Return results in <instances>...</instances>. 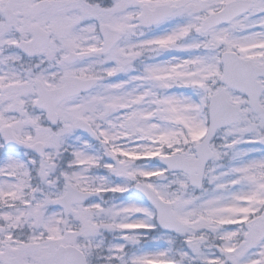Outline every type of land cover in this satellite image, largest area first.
<instances>
[{"label": "snow or ice", "instance_id": "6c2138e0", "mask_svg": "<svg viewBox=\"0 0 264 264\" xmlns=\"http://www.w3.org/2000/svg\"><path fill=\"white\" fill-rule=\"evenodd\" d=\"M0 264H264V0H0Z\"/></svg>", "mask_w": 264, "mask_h": 264}]
</instances>
